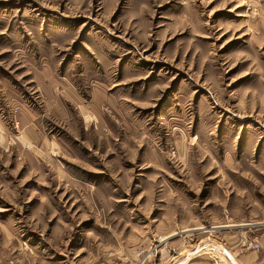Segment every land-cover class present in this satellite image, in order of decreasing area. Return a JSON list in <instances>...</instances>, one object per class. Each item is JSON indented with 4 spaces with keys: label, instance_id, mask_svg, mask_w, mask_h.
<instances>
[{
    "label": "rangeland",
    "instance_id": "rangeland-1",
    "mask_svg": "<svg viewBox=\"0 0 264 264\" xmlns=\"http://www.w3.org/2000/svg\"><path fill=\"white\" fill-rule=\"evenodd\" d=\"M0 121V264H234L264 241V0H0Z\"/></svg>",
    "mask_w": 264,
    "mask_h": 264
},
{
    "label": "crops",
    "instance_id": "crops-1",
    "mask_svg": "<svg viewBox=\"0 0 264 264\" xmlns=\"http://www.w3.org/2000/svg\"><path fill=\"white\" fill-rule=\"evenodd\" d=\"M55 96H56V93H55ZM60 95L56 96V97H59ZM53 97V95H52ZM53 99L55 100L56 98L53 97ZM72 99L75 100V97L72 96ZM92 105V104H91ZM91 105H78V112H79V115H80V118L83 120V122H87V124L90 122H92L93 124V129L95 130V134L96 136H102L104 133H101L100 130L98 129L99 127H102V124H103V119L100 118V114H94L93 112H91L89 109V107ZM8 114V119H10V117L12 116L13 118V122L14 124L17 125H20L22 126V128L20 129V134L21 136L23 135L25 139H22L20 137V135H17L18 137H20L21 139V144L20 145H11V147L15 148V150L19 151V150H24L25 148H28L29 149V144H30V147H34V148H39L40 147V150H41V147L44 146V141H46V136L43 134V131L42 130H36L37 128H34L32 127L31 125V128H33L34 130H36V132L33 130L32 134L30 133L27 125H28V122H23L22 119L19 118V121L16 120V116H15V113L10 115L9 113ZM9 121V120H8ZM2 125L4 126V121L1 122ZM97 123H99V126H97ZM2 125L0 124V128H1V134L3 138H1L0 140V143L3 144L5 140L10 139L11 138V135L7 136L6 133L4 132V127L7 128V130H9V126L6 125L4 127H2ZM101 125V126H100ZM10 133H12L11 131H9ZM4 141H3V140ZM39 142V146L36 145V143ZM47 143H48V140H47ZM10 147V148H11ZM49 147V146H48ZM54 148L53 144H52V149ZM34 150V149H32ZM30 151V150H29ZM42 152V151H41ZM184 211H186L184 209ZM200 217L199 216H195V215H192V209L190 208L189 209V212L188 214H183V215H178L176 216L175 219L173 218H170L167 220V223L165 225V227H169V228H173V227H190V226H194V225H197L199 224L201 221H200ZM234 264H264V241L261 242V250L260 251H250V252H247V253H244V254H241V255H238L237 257H235V261H234Z\"/></svg>",
    "mask_w": 264,
    "mask_h": 264
},
{
    "label": "built area",
    "instance_id": "built-area-1",
    "mask_svg": "<svg viewBox=\"0 0 264 264\" xmlns=\"http://www.w3.org/2000/svg\"><path fill=\"white\" fill-rule=\"evenodd\" d=\"M256 225L258 227H264V223L262 221L256 222ZM221 226V225H220ZM218 226H209V225H202L199 227H191L188 229H184V230H180V231H175L174 235H178L183 237V239H187L188 242L191 243V245H193L192 238L195 237L196 235H198L199 233H203L205 234L204 238H215L213 233L216 234L214 228H217ZM185 232H188L187 235L185 236ZM201 241V239L199 240H195L196 244H199V242ZM247 246L254 250L257 251L260 249L261 244L260 242L257 240L256 237H252L248 242H247ZM147 257H143L140 259V261L137 262V264H149L148 260H146Z\"/></svg>",
    "mask_w": 264,
    "mask_h": 264
}]
</instances>
